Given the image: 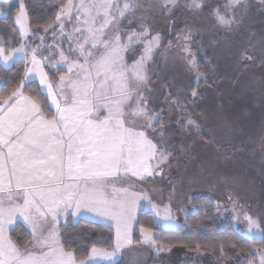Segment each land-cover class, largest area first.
Listing matches in <instances>:
<instances>
[{
  "label": "snow or ice",
  "instance_id": "1",
  "mask_svg": "<svg viewBox=\"0 0 264 264\" xmlns=\"http://www.w3.org/2000/svg\"><path fill=\"white\" fill-rule=\"evenodd\" d=\"M240 4L241 0H227L224 13L214 9L215 22L231 29L235 16L229 17L228 13ZM177 6V0H160L162 14H171ZM136 7L139 5L135 0H125L122 8L113 0L93 3L80 0L78 5L69 0L61 7L56 21L62 43L66 41L68 49L65 54L61 47L58 53L53 52L52 58L58 54L59 62L67 64L68 74L61 76L58 84L50 82L35 48L31 57L35 68L28 70L39 75L40 84L56 107L50 119L45 117L38 100L23 94V81L6 98L0 97L6 105L0 111V194H3L0 195V264H91L97 257L112 261L116 252L132 243L134 210L145 197L115 187L113 180L122 172L140 179L160 175V166L171 155L158 148L159 141L154 142L145 134L147 129L155 128L153 121L160 122L162 117L150 114L148 102L141 95L148 91L144 87L148 79L147 62L152 59L154 48L159 47L160 38L150 35L144 27L138 32L119 30L123 25L118 18H126L125 14L134 13ZM188 7L200 10L204 7L203 0H191ZM13 9H18L15 22L22 26L21 35H24L23 23L27 17L24 0H0V16L7 17ZM62 16H67L69 23L78 22L73 28L78 36L63 35ZM98 18H101L99 24ZM180 39L178 36L177 40ZM134 44L142 45L143 51L139 60L134 55L133 63L129 64L123 53L133 51ZM182 50L187 53L184 58L188 64L194 66L195 57L189 46L182 45ZM18 53H24V45L0 47V60L7 64ZM24 55L27 58V53ZM241 55L252 59L245 53ZM196 95L194 92L193 97ZM141 119L145 123L135 125ZM187 126L201 131L200 124L191 118ZM139 127L144 130H138ZM160 136L163 139V133ZM21 195L22 203L16 202V197ZM69 209H74L72 216L83 210L115 221L114 249L92 247L87 257L79 260L73 251L66 250L55 226L61 215L67 216ZM170 212L165 207L163 218L170 219ZM156 214L160 215L159 210ZM17 215L31 227L32 239L23 245V250L6 235V226L12 225ZM244 219L249 232L258 227L252 217L245 215ZM141 231L145 242L150 241V230Z\"/></svg>",
  "mask_w": 264,
  "mask_h": 264
},
{
  "label": "rangeland",
  "instance_id": "2",
  "mask_svg": "<svg viewBox=\"0 0 264 264\" xmlns=\"http://www.w3.org/2000/svg\"><path fill=\"white\" fill-rule=\"evenodd\" d=\"M85 2L93 3L94 0ZM124 2L125 0H113L121 8ZM226 2L227 0H203L204 7L196 10L188 7L191 0H177L178 6L171 14H162L160 0H135L139 7L135 8L134 13L128 12L125 14L126 18H118L119 24L123 25L119 29L121 32L127 31L124 27L128 30L134 28L133 31L136 32L144 27L150 35H158L160 38L159 47L154 48L152 59L147 62L148 79L144 87L148 91L141 95L148 102L150 114L162 117L159 127L149 128L145 134L154 142L159 141L160 150L171 153L168 162L160 166V175L140 179L130 172H122L113 180L115 187L127 188L130 192L142 193L145 197L137 202L134 210L131 240L141 209L151 211L158 226L176 229L185 223V217L194 209L193 201L197 198L215 201L218 213L231 218L235 227L244 235L256 238L264 236V0H241L236 10L228 13L229 17L235 16L231 29L217 24L213 15V10L217 8L224 13ZM72 3L78 5L80 0H72ZM111 11L115 12L116 9ZM72 15H76L75 9ZM102 15L103 13L101 18ZM101 18H98L97 24L101 22ZM61 20L65 24L64 36H78L73 31L77 21L69 23L67 16H62ZM17 26L21 33L22 26ZM111 27L110 25L109 28ZM55 30L58 32L57 38L52 32L53 37H43L41 48H36L37 59L41 61L46 74L47 66L53 70L63 68L67 71V64L59 62L58 54L52 58L53 52L58 53L63 48L62 34L58 27ZM23 31L25 34L21 35L22 41L16 48L24 45L27 58L24 53H18L7 64L2 60L0 62L9 68L15 61H26L24 84L30 81H38L40 84L39 75L35 71H28L35 68L31 62L34 47L30 38L32 33L28 16L23 23ZM185 35L189 38L183 39ZM178 36L181 37L180 40H177ZM123 40L127 42L126 38ZM2 44L3 41L0 42V47L7 48ZM185 44L195 57L194 66L184 58L187 53L183 52L182 45ZM132 48L130 55H137L139 60L142 45L134 44ZM46 49L49 54L41 57ZM242 53L252 59L247 60L242 57ZM123 55L127 63L132 64L127 52ZM200 55L211 60L220 81L213 87L201 90L198 101V94L193 97L198 89L190 91V88L201 79L197 68ZM165 80L169 81L175 97L167 95V100L161 99L159 102L164 91L162 81ZM40 86L47 93V89L41 84ZM49 99L56 110L50 97ZM60 102L63 105L64 101ZM5 107L6 105L3 109ZM189 118L200 124L201 131L197 132L191 126L186 128ZM144 123L142 119L135 121L138 126ZM138 130L144 129L139 127ZM165 207L171 210V218L167 220L163 218ZM157 210L160 215L156 214ZM245 215L252 217L258 225L251 232L248 231ZM92 216L95 222H110L116 231L115 221L94 213ZM58 226L59 223L55 226L59 233ZM150 232V241L145 242L142 232L140 247L126 245L115 253L114 260L122 259L128 264H149L153 248L157 252L159 264H215L200 254L158 247L153 242L157 233ZM257 259L254 264H262L264 254L259 253ZM91 264L97 263L92 261Z\"/></svg>",
  "mask_w": 264,
  "mask_h": 264
},
{
  "label": "trees",
  "instance_id": "3",
  "mask_svg": "<svg viewBox=\"0 0 264 264\" xmlns=\"http://www.w3.org/2000/svg\"><path fill=\"white\" fill-rule=\"evenodd\" d=\"M28 21L31 30L32 46L40 47L41 36L51 39L57 38L58 32L51 36L54 29H57L56 16L64 4L69 0H24ZM18 9H13L7 17H0V42L1 46L16 48L22 41L21 33L15 22V15ZM51 25L52 27H48ZM69 26H67L66 30ZM45 28L48 29L45 32ZM126 32L133 31L134 28ZM126 38V37H125ZM124 38V39H125ZM67 53L68 43H61ZM41 48V47H40ZM131 52L128 51L129 62ZM49 50L43 51L40 56L46 57ZM44 57V58H45ZM137 59V55L135 56ZM198 74L201 79L194 82L190 91L198 89V101L201 98V90L206 87H213L220 81L217 69L208 57L199 56L197 61ZM26 61H15L9 68L4 67L0 62V97H7L12 90L19 87L21 81L24 84L26 74ZM160 71V69H159ZM47 75L53 83H58L61 76L67 74L63 68L53 70L47 66ZM162 100H167V95L175 97V93L168 80L162 81ZM25 96L33 97L39 101L40 107L44 110L46 118L50 119L55 115L56 110L50 104L48 94L44 92L38 81H30L24 84L22 89ZM160 122L155 124L159 127ZM194 209L185 217V223L176 229H166L157 225L156 218L149 210L141 209L137 215L136 225L133 232L132 242L134 246L142 243V228L157 233L153 242L158 247L174 248L192 254H200L207 257L215 264H254L257 263V255L264 254V236L262 238L248 237L241 233L229 217H223L218 213L216 202L209 198H197L193 201ZM31 230L26 223L19 221L9 231V238L21 247L28 243L31 237ZM59 236L66 250L75 253L77 259L86 258L92 247L112 251L115 247V230L103 223L87 219L75 220L69 216L59 225ZM149 264H159L157 252L151 249ZM113 264H128L120 259Z\"/></svg>",
  "mask_w": 264,
  "mask_h": 264
},
{
  "label": "crops",
  "instance_id": "4",
  "mask_svg": "<svg viewBox=\"0 0 264 264\" xmlns=\"http://www.w3.org/2000/svg\"><path fill=\"white\" fill-rule=\"evenodd\" d=\"M0 85H1V81H0ZM4 105H5L4 102H3V101H0V111H2ZM108 192L111 193V186L108 188ZM0 195H3V194H0ZM16 202H18V203H22V195L16 197ZM5 203L7 204V200L5 201ZM73 210H74V209H69V210H68V214H67V216H65V215H61V216L59 217V225H60V223H61L62 221H64V220H65L67 217H69V216L73 217L75 220H79V219H87V220H92V221L95 220V218H93V216H92L93 213H87V212H84L83 210L81 211V213H80L79 215H77V216H72V215H71V212H72ZM136 219H137V218H136ZM19 221H22V222L26 223V225H27V226L29 227V229L31 230L30 225H29L26 221H24L22 217H19V215H17V217L15 218L14 223H13L12 225H7V226H6V228H7L6 235L8 236V238H9V231H10V230L15 226V224H16L17 222H19ZM103 224L108 225V226L112 227V228L115 230V228H114L113 226H111L110 222L107 221V222H104ZM57 225H58V224H57ZM57 225H56V226H57ZM135 225H136V221H135ZM58 229H59V226H58ZM115 233H116V231H115ZM45 234H47V233L45 232ZM132 237H133V236H132ZM131 241H132V240H131ZM131 244L134 246L133 242H132ZM131 244H129V246H131ZM135 247L139 248L140 246H135ZM114 259H116V257H114L112 261H109V260H106V259H103V258H99V257H97L94 261H95L97 264H113V263H115V262L118 261V260H114Z\"/></svg>",
  "mask_w": 264,
  "mask_h": 264
}]
</instances>
